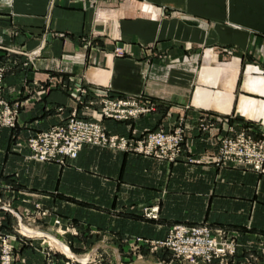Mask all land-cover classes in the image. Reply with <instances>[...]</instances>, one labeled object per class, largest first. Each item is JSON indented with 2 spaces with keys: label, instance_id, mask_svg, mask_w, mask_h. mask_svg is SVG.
I'll return each mask as SVG.
<instances>
[{
  "label": "crops",
  "instance_id": "obj_1",
  "mask_svg": "<svg viewBox=\"0 0 264 264\" xmlns=\"http://www.w3.org/2000/svg\"><path fill=\"white\" fill-rule=\"evenodd\" d=\"M39 48L24 68V54ZM0 67L3 96L19 112L13 129L0 128L1 236L19 221L59 237V218L73 227L59 237L71 253L103 255L80 264H156L135 260L146 250L134 239H161L178 224L221 227L243 244L264 239V177L212 163L229 130L264 137V0H0ZM79 81L155 109L136 120L104 118L98 105L85 109L61 88ZM72 111L135 138L181 119L183 148L196 162L91 146L65 167L28 160L27 137ZM204 119L215 125L207 135L199 131ZM151 207L156 219L143 213ZM10 244L15 264H45L40 240Z\"/></svg>",
  "mask_w": 264,
  "mask_h": 264
},
{
  "label": "built area",
  "instance_id": "obj_2",
  "mask_svg": "<svg viewBox=\"0 0 264 264\" xmlns=\"http://www.w3.org/2000/svg\"><path fill=\"white\" fill-rule=\"evenodd\" d=\"M39 52L40 48L29 54H24V56L30 62L32 58L39 55ZM122 53L121 49L116 50L117 56H122ZM31 64L32 62H30ZM28 65V61L25 62L24 68H28L30 66ZM3 73L4 70L0 69V127L14 128L17 123V107L13 109L3 97ZM61 88L75 97L77 104L84 105L85 109L95 104L98 105L100 113L107 119L135 120L141 114L154 110L148 102L142 103L140 97L124 98L110 95L99 89L76 86L74 83L62 85ZM85 98L88 102L83 100ZM200 122L199 127L203 132L213 127V123L208 120L204 119ZM183 134L180 123L171 132L160 130L147 133L141 139L119 136L107 133L101 123L80 118L76 111H72L62 123L51 126L44 131L32 133L27 137V158L34 162L55 163L65 166L68 161L76 159L82 148L88 145L109 148L115 151L132 152L168 162L185 161L186 155L181 147ZM220 148L216 163L237 162L249 165L256 172L264 174V141L253 142L244 133H241L236 139L221 141ZM188 161L192 162L191 160ZM2 209L10 211L8 206H3ZM157 210V207L145 208V216L156 219ZM42 216H45V214H42ZM54 223L58 224L59 221L54 220ZM19 227L20 231H16L18 237L0 235V264H15L14 252L10 244L12 240L26 243L29 239L37 238V235L24 234L21 231L23 227L22 229L21 226ZM217 235L219 238H215L213 231L206 226L187 228L183 225H177L168 231L162 241L149 242L148 249L150 253H156L159 250L160 252H168L170 261L167 264H174V262L178 264H214L215 260L220 259L221 262L228 256H233L237 247L234 240L229 242L222 240L224 232L218 231ZM134 242L140 244L142 240L135 238ZM61 253L63 252L61 251ZM85 262L96 263L97 261L86 260Z\"/></svg>",
  "mask_w": 264,
  "mask_h": 264
},
{
  "label": "rangeland",
  "instance_id": "obj_3",
  "mask_svg": "<svg viewBox=\"0 0 264 264\" xmlns=\"http://www.w3.org/2000/svg\"><path fill=\"white\" fill-rule=\"evenodd\" d=\"M29 54V53H28ZM39 54H40V52H39ZM37 57V56H36ZM35 57V58H36ZM35 58H32V61H30V62H32V64L30 65V62H29V60H28V58H26V60L22 63V66L24 67V63L25 62H27L28 61V63H29V67L28 66H26V67H28V68H30V67H32L33 66V63H34V60H35ZM27 68V69H28ZM0 69H2V70H5L4 68H2V67H0ZM3 80H4V73H3ZM3 84V83H2ZM83 83H81L80 81L79 82H77L76 83V86H83V87H85L84 85H82ZM91 89H93V88H91ZM96 89V88H95ZM100 90V89H99ZM101 91H106L108 94H110V90H108V89H106V90H101ZM110 95H112V94H110ZM73 99L75 98V97H73L72 95H70ZM4 97V96H3ZM124 98H127V97H124ZM4 99L6 100V101H8L5 97H4ZM87 98H85V99H83V100H85V102H88V100H86ZM74 101H75V103L77 104V101L74 99ZM142 103H145V102H147L146 100L145 101H142V99L140 100ZM9 102V101H8ZM10 104V103H9ZM11 105V104H10ZM77 105H79V106H84V105H80V104H77ZM151 106H152V108H154V106L152 105V104H150ZM12 107H13V109L14 108H16V107H18V106H16L15 104L14 105H11ZM155 109V108H154ZM154 111V110H153ZM153 111H149V112H146V113H143V114H141V116H139V118L140 117H142V116H145V115H147L148 113H151V112H153ZM17 117H18V114H19V112H18V108H17ZM71 114V113H70ZM78 115V114H77ZM79 116V115H78ZM80 117V116H79ZM80 118H84V117H80ZM139 118H137V119H139ZM84 119H91V118H84ZM92 120V119H91ZM136 120V119H135ZM98 122V121H97ZM181 123V126H182V128H183V132H184V134H185V130H184V124H183V122L181 121V119L180 120H178V122L176 123V125L172 128V130H170V131H166V130H164V129H162V128H160V129H157V130H154V131H150V132H145V133H143V134H141L139 137H136V139H141L145 134H147V133H152V132H157V131H160V130H162V131H164V132H171V131H173L175 128H177L178 127V125ZM201 124V122L199 123V125ZM213 126H215L214 124H213ZM103 127V126H102ZM0 128H2V127H0ZM104 128V127H103ZM211 128H213V127H211ZM210 128V129H211ZM10 129H13V128H10ZM105 129V128H104ZM209 129V130H210ZM209 130H207V131H205V132H203V131H201L200 130V127H199V131H200V133L201 134H203V135H207V133H209ZM106 131V130H105ZM107 132V131H106ZM107 133H109V132H107ZM241 133H244L245 134V136H247L248 138H250L253 142H263L264 141V137L263 138H256V137H254L251 133H250V131H249V129L248 128H241V129H238V130H233V129H231V130H229V132L227 133V135H225V136H222L219 140H218V142H217V145H216V147H215V150H214V154L212 155V163L216 166V167H218V168H223V167H236V168H239V169H241V170H245V171H250V172H254L255 174H258V175H260V176H263L264 177V174H262V173H259V172H256L251 166H249V165H244V164H240V163H237V162H234V163H232V162H220V163H216V159H217V157L219 156V153H220V143H221V141H223V140H225V139H236L237 137H238V135H240ZM184 134H183V141H184ZM133 138H135V137H133ZM86 146H88V145H86ZM85 147V146H84ZM83 147V148H84ZM91 147H94V148H98V149H100V150H108V151H113V152H123V151H118V150H110L109 148H103V147H100V146H91ZM181 147H182V150L184 151V154L186 155V151L184 150V148H183V142H182V145H181ZM82 148V149H83ZM82 151V150H81ZM80 151V152H81ZM127 153H131V154H135V153H132V152H127ZM80 154V153H79ZM79 154H78V156H79ZM28 156V155H27ZM78 156H77V158H78ZM144 157V156H143ZM76 158V159H77ZM151 158H153V157H151ZM185 158H186V160L184 161V162H188V163H192V162H196V159H193L192 157H190V156H185ZM28 159V158H27ZM76 159H74V160H76ZM155 160H158V161H164V162H168V161H166V160H160V159H156V158H154ZM29 160V159H28ZM74 160H70V161H74ZM188 160H191L192 162H189ZM30 161H32V160H30ZM34 162V161H33ZM177 162H182V161H177ZM177 162H168V163H177ZM68 163H69V161H68ZM68 163H67V165H68ZM67 165H65V166H67ZM65 166H61V167H65ZM35 207H37V206H35ZM43 214H45L44 212H42ZM143 213L145 214V212H144V208H143ZM54 220H58L59 221V223L58 224H55L54 223ZM53 220V222H52V226L54 227V232H55V234H57L59 237H64V236H66L67 234H73V232H71V230H73V227L68 223V224H66V225H64V224H62V222H61V220L59 219V218H55ZM178 225H182V224H178ZM20 224H19V221H17V228H16V231L18 230V231H20ZM174 226H177V225H173V226H171L170 228H168L167 229V231H166V234H165V236L164 237H162L161 239H158V240H146V239H143V238H139V239H141L142 240V242L139 244L140 245V248L139 247H137V249L139 250V249H141V247H143L145 250V252L144 253H142V252H138L137 250L135 251V256H136V258H135V260H143V258L144 257H146V256H150V257H152V258H154L155 260H156V264H159V263H161V264H167L169 261H170V255H169V253L168 252H160V250L159 251H157L156 253H150V251H149V249H148V244H149V242H158V241H162L165 237H166V235H167V233H168V231L172 228V227H174ZM183 226H185V227H187V228H191V227H197V226H206V227H208L209 229H211L212 231H213V234H214V237L215 238H219L218 237V235H217V232L218 231H220V232H224V235H223V238H222V240H227L228 242L229 241H231V240H234L235 241V243H236V245H237V247H236V251H235V254L233 255V256H231V257H229L228 256V258H226L225 260H223V261H221L220 262V259L219 260H215L214 262V264H264V239H262V238H260L257 242H255V243H247V244H243V242L241 241V239L237 236V235H235V234H232L229 230H227V229H224V228H221V227H213V226H210V225H208V224H201V225H196V226H186V225H183ZM28 227V228H27ZM27 227L24 225L23 226V229H22V227H21V231L24 233V234H26V233H32L33 231H31L30 229H32L30 226H28L27 225ZM15 231V233H13V234H8L9 236H16V237H18L17 235V232ZM33 233H35V232H33ZM32 233V234H33ZM74 233L76 234V232L74 231ZM35 234H39V236L37 237V238H33V239H29L28 241H26V243H32L34 240H40V245L41 246H43L44 247V251H42L43 252V254H44V260H45V264H54V260H53V257H55L56 255H59V256H61V257H64V258H66L67 260H69V261H71V262H74V263H79L80 264V262L81 261H85V260H88V261H90V260H96L97 262L96 263H100L101 262V259L103 260V255L101 256V255H97V254H93V258L91 257V255L90 254H87V256H85L86 254H81V255H83V256H81L80 258L78 257V255L79 254H75V253H71L72 255L71 256H69V255H67L65 252H63L62 251V246H64V247H66L68 250H69V246H68V244L67 243H65V242H63L62 240H60L59 239V237H55V236H53L52 234H50V235H46L45 233H35ZM46 237V238H45ZM51 239L52 240H55V243L54 242H51ZM124 240L123 241H125V240H128V238H123ZM145 241H147V242H145ZM11 242H15L14 240H12ZM48 243V244H47ZM54 244V245H53ZM138 244V243H137ZM61 246V247H60ZM50 249V250H49ZM61 251L64 253V254H66V255H64L63 253H61ZM13 256H14V254H13ZM73 257V258H72ZM82 257H84V258H82ZM139 257H141V259H139ZM82 258V259H81ZM85 258H87V259H85ZM81 260V261H80ZM14 261H15V256H14ZM174 262V261H173ZM15 263V262H14ZM134 262L132 261V262H130V263H128V264H133ZM102 264H112L110 261H104ZM125 264V263H124ZM174 264H178L177 262H174Z\"/></svg>",
  "mask_w": 264,
  "mask_h": 264
},
{
  "label": "bare ground",
  "instance_id": "obj_4",
  "mask_svg": "<svg viewBox=\"0 0 264 264\" xmlns=\"http://www.w3.org/2000/svg\"><path fill=\"white\" fill-rule=\"evenodd\" d=\"M32 233H33V232H32ZM32 233H29V232H28V233H26V234H27V235H32V236L37 235V237L39 236V234H35V233L32 234ZM51 242H54V243H55V240H52V239H51ZM53 245H54V244H53ZM60 247H61V246H60ZM61 249H62V251L65 252L67 255H69V256L72 255V254L70 253V251H69L66 247L62 246Z\"/></svg>",
  "mask_w": 264,
  "mask_h": 264
}]
</instances>
